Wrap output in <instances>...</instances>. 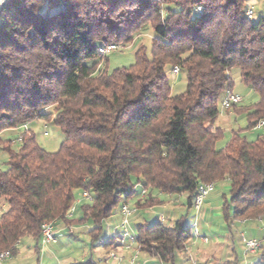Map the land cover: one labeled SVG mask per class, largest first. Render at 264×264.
I'll return each instance as SVG.
<instances>
[{
	"label": "clouds",
	"instance_id": "clouds-1",
	"mask_svg": "<svg viewBox=\"0 0 264 264\" xmlns=\"http://www.w3.org/2000/svg\"><path fill=\"white\" fill-rule=\"evenodd\" d=\"M261 129L264 0H0V264H264Z\"/></svg>",
	"mask_w": 264,
	"mask_h": 264
},
{
	"label": "rangeland",
	"instance_id": "rangeland-1",
	"mask_svg": "<svg viewBox=\"0 0 264 264\" xmlns=\"http://www.w3.org/2000/svg\"><path fill=\"white\" fill-rule=\"evenodd\" d=\"M112 59H113L114 65H115L116 63H118L119 61H121L123 59V57L121 55L113 54ZM241 106L242 107H245L244 105H241ZM233 110H235V109H233ZM246 110L244 112L238 114L242 118V120H243V126H244L245 129L249 125V121H248V116H247ZM225 120L226 121L227 120H231V121L234 122L235 121V117H229L227 114H225ZM238 127H239V125H238ZM13 130L14 129H11V130H9V132H11ZM37 131H39V129H37ZM261 132H264V129H261V130H259V131L256 132L257 137L261 134ZM0 137L4 139V136L3 135H0ZM7 138H10V139L13 140V137H12L11 134H9ZM5 156L8 157V154L6 152L0 151V160H1V163L8 164V159L6 160L5 159ZM159 195H160V198L163 201H169V200H172L174 197H178L179 196V194H171L170 195V194H165V193H159Z\"/></svg>",
	"mask_w": 264,
	"mask_h": 264
},
{
	"label": "trees",
	"instance_id": "trees-1",
	"mask_svg": "<svg viewBox=\"0 0 264 264\" xmlns=\"http://www.w3.org/2000/svg\"><path fill=\"white\" fill-rule=\"evenodd\" d=\"M246 112H247V116H248V121H249V117H251L253 114H254V112H259V109H254V110H246ZM255 123H256V121H251V122H249V125H248V127L247 128H249L250 127V124L252 125V126H254L255 125ZM246 128V129H247ZM11 129H15V126H11L10 127V129L9 130H11ZM0 131H2V130H0ZM259 137V136H258ZM8 139V141L11 143L12 142V139H10V138H7ZM3 140V138H1L0 137V141H2ZM24 147H27V144L25 143L24 144ZM7 154H8V164H13V161H12V159H11V157H12V153L11 152H6ZM78 192H80V191H83V189H79V190H77ZM160 193H165V194H179L178 192H176V193H171V192H160ZM180 195V194H179ZM159 198H160V195H159ZM160 200L163 202V200L160 198ZM2 201H0V203H1ZM135 204H139V201L137 200L136 201V203Z\"/></svg>",
	"mask_w": 264,
	"mask_h": 264
},
{
	"label": "crops",
	"instance_id": "crops-1",
	"mask_svg": "<svg viewBox=\"0 0 264 264\" xmlns=\"http://www.w3.org/2000/svg\"><path fill=\"white\" fill-rule=\"evenodd\" d=\"M2 203V202H1ZM134 203H136V201H134Z\"/></svg>",
	"mask_w": 264,
	"mask_h": 264
},
{
	"label": "built area",
	"instance_id": "built-area-1",
	"mask_svg": "<svg viewBox=\"0 0 264 264\" xmlns=\"http://www.w3.org/2000/svg\"><path fill=\"white\" fill-rule=\"evenodd\" d=\"M0 163H1V160H0ZM82 206V205H81Z\"/></svg>",
	"mask_w": 264,
	"mask_h": 264
}]
</instances>
